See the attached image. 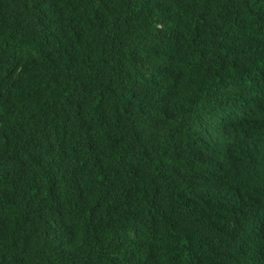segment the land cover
<instances>
[{
	"label": "trees",
	"instance_id": "obj_1",
	"mask_svg": "<svg viewBox=\"0 0 264 264\" xmlns=\"http://www.w3.org/2000/svg\"><path fill=\"white\" fill-rule=\"evenodd\" d=\"M259 121L264 0H0V264H264Z\"/></svg>",
	"mask_w": 264,
	"mask_h": 264
},
{
	"label": "clouds",
	"instance_id": "obj_2",
	"mask_svg": "<svg viewBox=\"0 0 264 264\" xmlns=\"http://www.w3.org/2000/svg\"><path fill=\"white\" fill-rule=\"evenodd\" d=\"M221 115L216 116H198L194 119V125L191 126V129L188 135L191 137V141L196 142L197 147L207 146L209 148L215 147L223 142V127L227 122H231L228 118V115H224L226 120L220 118ZM249 136V144L255 143L253 151L257 153H262L264 155V144L261 142L260 134L257 131H252L247 134ZM207 138L212 139L211 144L206 145L205 140ZM244 228L243 225H239Z\"/></svg>",
	"mask_w": 264,
	"mask_h": 264
},
{
	"label": "bare ground",
	"instance_id": "obj_3",
	"mask_svg": "<svg viewBox=\"0 0 264 264\" xmlns=\"http://www.w3.org/2000/svg\"><path fill=\"white\" fill-rule=\"evenodd\" d=\"M259 122L262 123V121H259ZM243 123H246V122H243ZM234 124H239V122H238V121H235ZM262 126H263V128H264V124H263V123H262Z\"/></svg>",
	"mask_w": 264,
	"mask_h": 264
}]
</instances>
